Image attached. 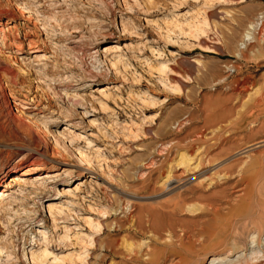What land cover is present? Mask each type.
<instances>
[{"label":"rangeland","instance_id":"rangeland-1","mask_svg":"<svg viewBox=\"0 0 264 264\" xmlns=\"http://www.w3.org/2000/svg\"><path fill=\"white\" fill-rule=\"evenodd\" d=\"M37 1L0 0V13L29 3L36 22L17 15L8 25L45 50L18 52L0 40V68L19 74L0 84V170L44 167L42 179L12 182L13 197L0 206L9 212L0 218V264H30L46 246L65 258L55 264L70 256L71 264H206L214 253L238 255L224 227L237 218L247 163L260 158L247 146L264 138V0ZM193 21L204 30H190ZM111 44L120 49L104 51ZM22 95L34 101L12 103ZM66 124L73 133L64 134ZM175 174L182 180L170 185ZM67 185L77 190L61 195ZM51 204L63 207L57 222ZM85 250L86 260H76Z\"/></svg>","mask_w":264,"mask_h":264},{"label":"bare ground","instance_id":"bare-ground-1","mask_svg":"<svg viewBox=\"0 0 264 264\" xmlns=\"http://www.w3.org/2000/svg\"><path fill=\"white\" fill-rule=\"evenodd\" d=\"M43 1L44 0H38L37 2L40 3ZM24 5L26 7H24ZM25 9H30L29 3L23 4V6H20V4H17L15 2V4H13L12 7L6 8L4 10V12L0 13V17L2 15H5L7 18L5 23L0 21L1 44L4 47L15 48L18 52H24L25 46L27 45L29 52L36 51V52H42L45 54V50L41 49V47H40V40L33 38L31 36V33H29L28 30L25 31V33L23 35L24 39H22L20 37V34H19L20 33V27L18 28V25H16V24H14L13 26L8 25L9 23H11L10 20L15 19L17 15H19L21 18L23 17V18L27 19V21L29 23L33 22L32 24H34L36 21L34 22L33 17H32L33 19H31V14L28 16L26 15V13H28V12L25 11ZM40 12H41L40 10H38V11L36 10V13H40ZM36 20L38 21V20H40V18H37ZM58 20H59V18H58ZM45 21H46V19L43 21V23H41V26L43 25L45 27V25L48 24V23H46L47 21L46 22ZM70 25L75 26L76 24L73 22ZM187 25H188V28L190 30H194V31L204 30L202 28V22H199V21L189 22V23H187ZM177 26H180V25L178 24ZM37 27H40V26H37ZM167 28H169V27L167 26ZM168 31H170V30H168ZM185 32H187V31H185ZM2 45H0V46H2ZM103 49H104V51L108 52V51H117L120 48L116 44H111V46L109 48L105 47ZM0 50H2V49L0 48ZM118 57H119V59H117V60H115V58L111 57V59H109L107 61L109 63L114 61L113 63L110 64V65H114L116 62L122 61V55H120ZM124 64L126 65V63H124ZM167 67H168L167 63H162L158 67V69L160 71H165L167 69ZM4 76L5 77L7 76V78L9 77V79L12 83H17V81H19V80H17L19 78V74L7 65L6 66L3 65L0 68V84L3 81L2 79L5 78ZM105 91L106 90L104 88L100 90V92H102L104 96L107 95L105 93ZM23 97L24 98L16 97L12 103L13 104H19V105H21V104L25 105V103H28V100L34 101L33 98H29V96H27V95H24ZM35 104L38 106L40 104V102H36ZM10 114H11L12 120L15 124H17L18 126L25 125V121L21 116L17 115L16 113L14 114L11 112H10ZM69 125H71V124L64 125V134L73 133V130L71 129V127ZM26 127L28 130L31 131L30 125H26ZM62 137L64 138V136H62ZM66 138H68V137H66ZM72 138H71V140H72ZM71 140L67 139V141H66L64 139L63 142L65 141V143H67V145H68V143L71 142ZM200 140H201V138L195 139L196 142H200ZM193 145H194V143H193ZM248 145L249 146H247V147H249V151L250 152L257 151V154H259L260 158H258V159L253 158L247 163V168L245 169L246 171L243 172L241 182L239 181L241 183V185H239L238 189L236 190V196L238 198V211H234V212H238L236 215L237 218L234 219V221L230 225H228L227 227H224L225 232H234L232 234V237H230V238H233L232 242L235 245V247H237L238 249H240L242 251L239 250L238 255H235V257H232V254L228 253V252H227L228 254L227 253L226 254H222V253L211 254L208 257V261L206 262V264H264V138L260 139V140H256L253 143H250ZM68 147H69V145H68ZM192 147L194 148V146H192ZM55 152H53L54 153L53 156L56 157L57 152H56V154H55ZM77 152L80 155V157L83 159V162H85L84 163L85 165H88V163H91V158L88 154H86L85 152L80 150V148L77 150ZM191 160L189 159L188 162H191ZM216 160H217L216 157L215 158L210 157L209 159L206 160V163H212V162H215ZM186 162H187V160H183L181 165H186ZM66 164L68 165V163H66ZM34 165H35V162H31L25 166H23V163L17 162V163H14V164L12 163V164L6 166L7 167L6 169L2 168L0 170V206L6 200L7 197H9V198L13 197L9 193L10 190H13L12 188H9L10 184L12 182L19 184V183H22V181L26 182V178H30L33 175L38 174L39 177L41 176L39 171L44 169V167L37 168L38 166H34ZM9 166H12V168ZM201 166H203V162H202V159L200 157V161L196 165V167H201ZM20 169H22L21 174H17ZM10 172H12L13 174L9 175L10 181L6 182L5 177ZM240 175H242V174H240ZM171 177H172V175L170 177L168 176V178H167L169 182L172 181V182H170L171 183L170 185L174 184L177 181L182 180V178L179 179L178 178L179 176H176V174H175V176L173 175L172 179H171ZM39 179H42V177H40ZM61 190L62 191L60 194L65 195V194H67V192L69 193L70 191H76L77 187H74L71 189L67 185V186L62 187ZM12 193H14V192H12ZM10 205L18 206L17 204H15V202H11ZM12 210H14V208ZM46 210H47L48 214L50 215L51 220L53 222H57V215L63 213V207H59V206H56L54 204L48 205ZM8 213L9 212L0 213V218L2 216H4L5 214H8ZM227 217H229V216H227ZM90 223L92 224V222H90ZM38 225L42 226V224H38ZM98 227L99 226H97V225H96V227L94 226L95 229ZM41 233L43 235L44 241H46V243H47V241L50 240L49 236H47V232L41 231ZM66 233L67 234H65L63 236V238L64 239H70L69 231H67ZM226 234H228V233H226ZM87 243L93 246V244H94L93 238H90V236H89V238L87 239ZM90 249H92V248H90ZM260 253H263V255H261ZM51 254H53V253H52V251L49 250L48 246H46V248H44L43 250H40L39 252L33 251V252H31V254H29V263L30 264H55L58 262L65 261V258H63L61 256L59 257L57 255L56 256H50ZM259 254L261 255L260 257L257 256ZM87 255H88V251L85 250V251H80V252L76 253L75 257H76V260H80V261L84 262L86 260ZM70 257H71L70 258V264H71L73 262L72 261L73 256H70ZM51 259H54L53 262H51Z\"/></svg>","mask_w":264,"mask_h":264}]
</instances>
